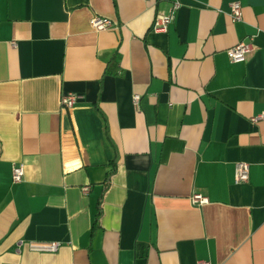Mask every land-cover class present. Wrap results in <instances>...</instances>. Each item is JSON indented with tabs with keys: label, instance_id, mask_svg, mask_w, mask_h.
I'll use <instances>...</instances> for the list:
<instances>
[{
	"label": "crops",
	"instance_id": "0c3cea01",
	"mask_svg": "<svg viewBox=\"0 0 264 264\" xmlns=\"http://www.w3.org/2000/svg\"><path fill=\"white\" fill-rule=\"evenodd\" d=\"M175 1L0 0V264H264V0Z\"/></svg>",
	"mask_w": 264,
	"mask_h": 264
},
{
	"label": "built area",
	"instance_id": "2783aa9c",
	"mask_svg": "<svg viewBox=\"0 0 264 264\" xmlns=\"http://www.w3.org/2000/svg\"><path fill=\"white\" fill-rule=\"evenodd\" d=\"M179 8V2L176 0L169 13L167 14H157L152 26V31L154 33L166 34L168 32L169 26L172 24L175 12ZM229 15L233 23L240 22L242 19V7L240 3L233 2L229 5ZM90 25L92 29L96 32H103L107 30L114 29V23L107 19L95 16L90 20ZM252 52V45L247 41H241L234 47L226 51L228 60L232 64L243 63L246 61L247 57ZM78 96L74 94H66L62 96L60 105L63 109H71L76 104ZM139 100L138 96L133 97V104L137 105ZM264 115L254 117L253 122L262 119ZM24 178V170L22 166H14L12 169V182L14 184L22 182ZM249 179V165L243 162H238L234 165V182L236 184L246 183ZM192 202L194 205L202 206L207 200L201 195H193ZM60 243L50 242V243H29V249L34 252L40 253H55L58 251ZM197 264H211L210 262L200 261Z\"/></svg>",
	"mask_w": 264,
	"mask_h": 264
}]
</instances>
